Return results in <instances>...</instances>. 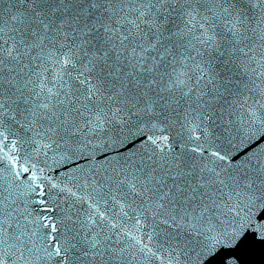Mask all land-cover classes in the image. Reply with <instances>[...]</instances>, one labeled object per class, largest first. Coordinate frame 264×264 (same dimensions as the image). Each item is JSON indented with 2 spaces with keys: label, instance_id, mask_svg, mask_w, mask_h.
<instances>
[{
  "label": "snow or ice",
  "instance_id": "snow-or-ice-1",
  "mask_svg": "<svg viewBox=\"0 0 264 264\" xmlns=\"http://www.w3.org/2000/svg\"><path fill=\"white\" fill-rule=\"evenodd\" d=\"M264 241V0H0V264H238Z\"/></svg>",
  "mask_w": 264,
  "mask_h": 264
},
{
  "label": "water",
  "instance_id": "water-1",
  "mask_svg": "<svg viewBox=\"0 0 264 264\" xmlns=\"http://www.w3.org/2000/svg\"><path fill=\"white\" fill-rule=\"evenodd\" d=\"M231 254L238 259V264H264V241L249 233L232 249ZM213 264H219V259Z\"/></svg>",
  "mask_w": 264,
  "mask_h": 264
}]
</instances>
